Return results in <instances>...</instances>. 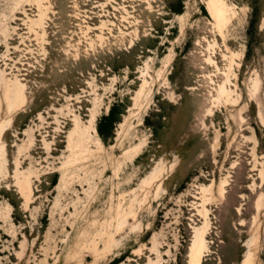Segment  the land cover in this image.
Returning <instances> with one entry per match:
<instances>
[{
    "label": "rangeland",
    "instance_id": "rangeland-1",
    "mask_svg": "<svg viewBox=\"0 0 264 264\" xmlns=\"http://www.w3.org/2000/svg\"><path fill=\"white\" fill-rule=\"evenodd\" d=\"M0 264H264V0H0Z\"/></svg>",
    "mask_w": 264,
    "mask_h": 264
},
{
    "label": "trees",
    "instance_id": "trees-1",
    "mask_svg": "<svg viewBox=\"0 0 264 264\" xmlns=\"http://www.w3.org/2000/svg\"><path fill=\"white\" fill-rule=\"evenodd\" d=\"M112 111H113V107L111 109V112L108 115H105V117H103V118H109V116L111 115ZM99 130H100L101 133H103L102 121L99 123Z\"/></svg>",
    "mask_w": 264,
    "mask_h": 264
}]
</instances>
